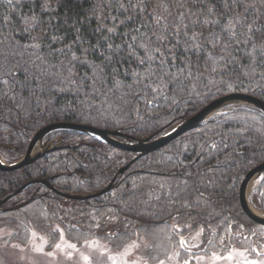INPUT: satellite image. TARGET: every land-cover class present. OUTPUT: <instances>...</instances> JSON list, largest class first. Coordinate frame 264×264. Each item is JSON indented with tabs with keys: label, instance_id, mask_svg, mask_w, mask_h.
Segmentation results:
<instances>
[{
	"label": "trees",
	"instance_id": "16d2710c",
	"mask_svg": "<svg viewBox=\"0 0 264 264\" xmlns=\"http://www.w3.org/2000/svg\"><path fill=\"white\" fill-rule=\"evenodd\" d=\"M229 93L264 101V0H0L6 162L23 156L50 123L157 137ZM43 143L56 149L0 170V201L33 181L0 207L9 242L25 245L33 230L46 236V250L62 236L112 249L143 238L148 264L171 252L180 261L233 249L264 257V225L239 201L242 179L264 161L261 110L228 105L136 159L74 130L54 131ZM133 159L112 189L87 199L35 181L91 194ZM251 194L264 212V175ZM191 238L198 241L189 245Z\"/></svg>",
	"mask_w": 264,
	"mask_h": 264
},
{
	"label": "water",
	"instance_id": "95a60500",
	"mask_svg": "<svg viewBox=\"0 0 264 264\" xmlns=\"http://www.w3.org/2000/svg\"><path fill=\"white\" fill-rule=\"evenodd\" d=\"M246 105L255 107L262 112H264V101L256 96L246 93H229L223 96H220L200 110H198L192 116L185 118L169 130L165 131L161 135L157 137L149 136L146 138L133 139L128 135H124L118 131L101 129L89 125L77 124L72 122H54L47 124L46 126L40 128L29 141L25 154L17 159L16 161L10 163L6 162L0 157V170L10 171L17 168L22 167L23 165L30 164L34 162L36 159L44 155L48 151H53L56 147H50L49 145H45L43 143V139L50 133L58 130H74L81 133L89 134L101 141L106 142L109 145H112L116 148L124 149L135 153V157L139 158L142 155H145L149 152L157 150L164 145L168 144L170 141L181 135L182 133L198 128L206 123L213 115H215L219 110L228 106V105ZM121 137V138H120ZM131 160L126 166L122 167L116 174V176L112 179V181L103 189L91 193V194H72L65 193L57 190L53 186L50 185L48 180L46 179H37L35 181L40 182L46 186H48L53 191L59 193L60 195L73 198V199H87L94 196L102 195L105 192L109 191L114 187L115 179L123 173L125 169L129 167L130 164L133 163ZM264 175V161L250 169L244 178L241 181L239 186V201L241 207L245 214L252 219L254 222L264 225V212L260 209H255L253 203L250 200V192L257 180ZM33 181H28L22 186H20L16 191L8 194L4 199L0 201L1 205L9 199L12 195L20 192L24 188H26Z\"/></svg>",
	"mask_w": 264,
	"mask_h": 264
},
{
	"label": "rangeland",
	"instance_id": "374dc122",
	"mask_svg": "<svg viewBox=\"0 0 264 264\" xmlns=\"http://www.w3.org/2000/svg\"><path fill=\"white\" fill-rule=\"evenodd\" d=\"M250 200L256 203V196L251 192ZM11 232L10 228L0 227V264H148L145 253L147 241L143 238L121 249H112L108 243L98 239L77 245L62 236L50 250H46L45 235L33 230L27 244L21 245L9 242ZM197 241L198 238H191L188 244L193 245ZM156 264H264V257L250 258L244 250L233 249L225 255L213 253L180 261L177 253L171 252Z\"/></svg>",
	"mask_w": 264,
	"mask_h": 264
},
{
	"label": "bare ground",
	"instance_id": "6f19581e",
	"mask_svg": "<svg viewBox=\"0 0 264 264\" xmlns=\"http://www.w3.org/2000/svg\"><path fill=\"white\" fill-rule=\"evenodd\" d=\"M253 206H254V208H255V209H257V207H256V205H255V204H253Z\"/></svg>",
	"mask_w": 264,
	"mask_h": 264
},
{
	"label": "snow or ice",
	"instance_id": "6c2138e0",
	"mask_svg": "<svg viewBox=\"0 0 264 264\" xmlns=\"http://www.w3.org/2000/svg\"><path fill=\"white\" fill-rule=\"evenodd\" d=\"M34 19V18H33ZM109 31H112L111 29H109ZM135 39V38H134Z\"/></svg>",
	"mask_w": 264,
	"mask_h": 264
}]
</instances>
